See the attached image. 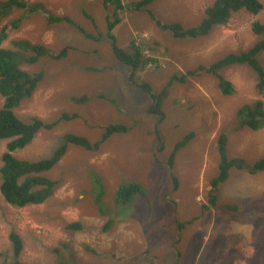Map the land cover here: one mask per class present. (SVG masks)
Listing matches in <instances>:
<instances>
[{"label":"rangeland","instance_id":"rangeland-1","mask_svg":"<svg viewBox=\"0 0 264 264\" xmlns=\"http://www.w3.org/2000/svg\"><path fill=\"white\" fill-rule=\"evenodd\" d=\"M28 1L45 5L54 15L69 16L87 32L105 34L108 11L102 0ZM135 1L123 2L129 5ZM213 1L155 0L148 8L162 22L190 27ZM261 2L259 13L240 9L209 35L194 39L174 38L157 27L145 11L120 12L121 20L112 33L117 46L125 50L130 49L132 40L153 47L148 54L155 62L136 75L137 81L158 90L173 74H184L227 52L253 45L261 36L252 32V23L264 25V0ZM22 18L0 47H10L15 39H28L54 50L67 47L68 52L59 60L43 57L34 65L23 66L30 72L43 70L44 76L32 96L16 109V115L25 121L37 117L57 123L39 131L14 155L45 159L63 143L66 133L95 141L110 123L125 124L129 129L111 135L96 152L69 144L61 159L45 172L59 182L48 201L15 208L0 194V264H264L263 171L252 175L230 169L219 185L216 205L202 208L208 204L210 181L217 174L216 139L220 132L228 135L231 158L253 163L264 155V126L256 131L237 129L235 117L246 103L261 100L264 108V91H257L255 72L244 65L221 71L233 86L229 95L222 94L217 77L211 74L188 77L183 83L175 81L161 104L165 118L159 122L147 112L148 94L129 82L127 66L115 59L105 37L96 41L68 23H48L41 10L14 9L3 23ZM259 61L264 68V51ZM81 96L87 100H72ZM2 102L0 95V106ZM63 112L77 116L60 119ZM190 131L194 137L175 153L171 167L169 154ZM6 142L0 141V166ZM172 176L178 180L176 189ZM97 178L104 190L102 210L95 202ZM127 182L140 183L144 195L129 204H118L117 210L115 191ZM195 216L199 217L193 220ZM107 217L115 220L103 229ZM190 219L191 224L178 228L177 224ZM75 222L80 228H66ZM11 231L22 241L18 257L8 239Z\"/></svg>","mask_w":264,"mask_h":264},{"label":"trees","instance_id":"trees-1","mask_svg":"<svg viewBox=\"0 0 264 264\" xmlns=\"http://www.w3.org/2000/svg\"><path fill=\"white\" fill-rule=\"evenodd\" d=\"M123 1L102 0V4L108 11V14L105 16V34L102 36L98 32L95 34L87 32L83 27L74 23L69 16L54 15L46 9L45 5L39 2L30 3L28 0H0V43L7 38L8 34L12 31L11 29L17 28L24 20V18L21 20L13 19L10 22L6 21L3 23L4 19L14 9L22 8L28 11L41 10L47 14L48 23H68L75 26L86 37L96 41L100 40L101 37H105L109 41L115 59L127 66V79L129 82L139 87L145 94H148L150 104L148 105L147 112L157 116L159 122L165 118L161 104L169 95L171 86L175 81L186 82L188 77L197 78L205 74H211L217 77L218 89L222 94L229 95L234 90L233 86L220 72L232 65H244L255 72L257 77V91L259 93L264 91V68L259 61V55L264 51V25L258 21L252 23L251 29L255 35L261 37L253 45L247 49L227 52L222 57L210 63L199 64L187 70L184 74H173L158 90L154 89L148 82L137 81L136 75L137 71L143 70L145 67L151 65L150 63L155 62L154 58L148 54L149 49H151V52L153 51V47L149 43H144V41L132 40L130 49L125 50L117 46V42L112 33L113 26L115 27L120 22L121 11H145L157 27L161 30L169 31L174 38L194 39L209 35L216 26L226 23L231 14L240 9H245L252 14L259 13L263 8L261 0H214L204 9L199 22L190 27H185L179 22L172 21L167 23L158 19L148 8V5L155 0H137L129 5H125ZM83 14L87 18H91L87 12L83 11ZM10 44V47H0V95L3 98L0 106V141L7 140L5 151L1 156L0 194L10 206L23 208L29 205L42 204L53 196L59 182L47 177L45 172L55 166L65 154L69 144L80 146L91 152H96L111 135L126 133L129 128L125 124L110 123L104 127L102 135L95 141H90L85 136L66 133L63 137V143L48 158L26 160L16 157L14 155L16 150L25 148L32 142L39 131L42 129H51L57 123V121L45 122L37 117L25 121L16 115V109L32 96L44 76L43 70L30 72L23 69V66L34 65L43 57L59 60L67 55L68 48L63 47L59 50H54L42 42H32L28 39H15ZM72 100L82 103L87 98L85 96L76 99L73 97ZM76 116V114L63 112L60 119L68 120ZM235 117L238 123L237 129L247 128L252 131L260 129L264 126V108L262 101L256 100L252 103L241 105L236 111ZM193 137L194 133L190 131L174 145L168 158V164L171 167L173 166L175 153ZM216 142L218 154L217 174L210 181V188L207 194L208 204L203 205V209H210L216 205L219 185L228 178L229 170L233 167L237 170H245L250 174L264 171V155L253 163H246L242 159L231 158L227 151L228 135L224 131L218 134ZM159 145V148H161V141ZM172 181L176 189L178 186L177 178L172 176ZM101 183V180L97 178L95 185L97 187L96 191L99 194L95 202L99 210H102L99 207L100 205L103 208L101 197L104 194V190ZM140 195H144L140 183L127 182L124 185H120L114 194V203L115 205L117 204V210H119L118 204H129ZM117 214H119V211ZM198 217H193V220ZM119 218V216H116V219ZM113 219L108 218L103 229H108L114 221ZM193 220L190 219L182 224H177V226L180 229L185 227L184 225L191 224ZM66 228L78 229L80 225L77 222L69 223L66 225ZM8 239L12 245L13 255L18 257L22 249V241L19 235L11 231ZM15 264L25 263L16 261Z\"/></svg>","mask_w":264,"mask_h":264},{"label":"bare ground","instance_id":"bare-ground-1","mask_svg":"<svg viewBox=\"0 0 264 264\" xmlns=\"http://www.w3.org/2000/svg\"><path fill=\"white\" fill-rule=\"evenodd\" d=\"M41 1V0H40ZM56 4H58V3H56ZM70 6V5H69ZM149 6V5H148ZM61 9V8H60ZM49 10V9H48ZM131 11V10H130ZM122 12V11H121ZM133 12V11H132ZM42 14H43V12H42ZM96 16V15H95ZM119 17V16H118ZM101 18V17H100ZM119 20H121V19H119ZM101 22V21H100ZM119 22V21H118ZM94 23V22H93ZM101 24V23H100ZM113 28H114V26H113ZM12 30V29H11ZM10 32V31H9ZM109 39V38H108ZM41 40V39H40ZM110 40V39H109ZM112 40V39H111ZM115 45V44H114ZM147 46V45H146ZM118 48V47H117ZM142 50V49H141ZM146 50V49H145ZM149 50H151V49H149ZM151 64V63H150ZM262 126V125H261ZM18 157V156H17ZM21 159V158H20ZM234 168V167H233ZM262 172V171H261ZM264 172V171H263ZM252 175H254V173L252 174ZM264 179V178H263ZM209 186V185H208ZM56 195V194H55ZM217 202V201H216ZM209 207H210V204H209ZM212 208V207H211ZM20 214V213H19ZM30 221V220H29ZM26 222V221H25ZM24 222V223H25ZM30 225V224H29ZM32 228V227H31ZM179 228V227H178ZM39 241V240H38ZM44 245V244H43ZM45 246V245H44ZM15 260H17V259H15ZM43 264V263H42ZM171 264V263H170Z\"/></svg>","mask_w":264,"mask_h":264},{"label":"crops","instance_id":"crops-1","mask_svg":"<svg viewBox=\"0 0 264 264\" xmlns=\"http://www.w3.org/2000/svg\"><path fill=\"white\" fill-rule=\"evenodd\" d=\"M107 219H108V217H107ZM109 219H113V218H109ZM113 220H115V219H113ZM107 221V220H106Z\"/></svg>","mask_w":264,"mask_h":264}]
</instances>
